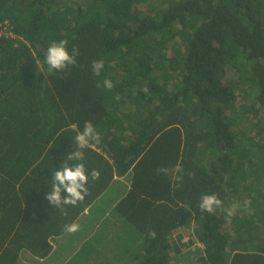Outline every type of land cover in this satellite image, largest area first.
I'll use <instances>...</instances> for the list:
<instances>
[{
	"label": "trees",
	"instance_id": "obj_1",
	"mask_svg": "<svg viewBox=\"0 0 264 264\" xmlns=\"http://www.w3.org/2000/svg\"><path fill=\"white\" fill-rule=\"evenodd\" d=\"M0 25L14 36H0V227L28 221L9 205L14 142L31 147L20 180L35 166L47 181L76 148L71 126L91 121L102 139L83 163L98 193L114 175L130 181L115 211L143 238L139 264H172V234L192 222L204 247L193 264H264V0H0ZM60 40L77 65L37 76ZM177 164L182 180L158 172ZM204 194L221 208L201 212ZM246 200L251 215L227 217ZM38 232L20 250L44 259L64 227Z\"/></svg>",
	"mask_w": 264,
	"mask_h": 264
},
{
	"label": "crops",
	"instance_id": "obj_2",
	"mask_svg": "<svg viewBox=\"0 0 264 264\" xmlns=\"http://www.w3.org/2000/svg\"><path fill=\"white\" fill-rule=\"evenodd\" d=\"M28 147L25 138L17 139L13 144L11 162H4V164H10L15 174L12 178L14 191L11 194V201L9 202L12 214L18 215L19 204H21L23 210L22 218L26 217L28 221L24 226L22 225L24 228L21 231L16 226L17 228L13 229L11 234H8V230L10 229L0 227V264H15L16 257L18 258L16 264H71L75 260V257L78 256L80 249L82 251L85 245L95 239V234L99 231L100 227L107 226L114 221H109V218L110 216L118 215L115 208L130 191V181L127 176L118 178L114 175L111 184L105 190L98 193L97 189L99 186H94V181L90 179L91 182L88 184L89 194L85 200L78 203L75 207L65 206V211L61 212L60 209L53 208L50 202L45 199V195L50 192L51 184V178L44 181L47 177L45 171L42 176L40 174L36 175L33 169L35 166H32L33 168H29L28 166L29 170L27 174H24L20 180V169L24 168L27 164L25 155H29L31 149V147L29 149ZM95 151L101 153V150H97L96 147ZM104 157L108 159L106 155ZM2 210L3 206H0V217H2ZM119 217L121 216L119 215ZM121 219L122 221H119L121 224L129 226L126 227L127 234L129 233L130 237L132 235L135 236L137 232L135 228L122 217ZM73 222L79 225V231L74 234L64 232L60 236L51 237L49 242L52 245V251L46 258L40 259L26 249L20 250L21 245H27L29 240L33 241L36 239V230L37 232L38 230L56 231L60 227H65V225L72 224ZM119 222L116 221L114 227H123ZM137 239V246L143 249V238L139 233ZM112 240L116 244H119L120 248L131 247L130 241L124 235L116 236ZM62 242H67L68 249L66 247L63 248ZM111 245L109 243V247ZM87 262L90 263L88 260ZM121 262L123 260L119 262L114 261L113 264H120ZM131 264H139L136 255Z\"/></svg>",
	"mask_w": 264,
	"mask_h": 264
},
{
	"label": "clouds",
	"instance_id": "obj_3",
	"mask_svg": "<svg viewBox=\"0 0 264 264\" xmlns=\"http://www.w3.org/2000/svg\"><path fill=\"white\" fill-rule=\"evenodd\" d=\"M67 40L52 41L45 54L44 60L41 64L39 60L36 61L38 72L37 76L43 74L45 77L57 71H64L69 66H76L79 56L78 47H73L69 52L67 47ZM104 69V62L97 60L92 62V72L94 75H100ZM104 87L108 90L114 88L113 81L106 78L104 80ZM147 91V89H143ZM75 135L76 148L74 151L66 154V159L60 167L51 174L50 192L45 195V199L50 202L51 206L60 209L61 212L65 211V206H77L85 200L89 194L88 184L91 181H96L100 178V172L97 169H92L89 173L83 161L85 160L84 150L98 145L101 142V136L96 132V129L91 121H86L83 130H79L76 125L71 126ZM75 162V163H69ZM183 168L177 164L174 168H160L158 172L169 175L173 179L182 180L180 175L183 173ZM199 208L201 212L209 214L215 213L216 209L221 208L222 201L215 194H204L200 198ZM238 210H244L249 215L253 213L251 201L246 200L243 204L234 203L230 208L226 209L227 217L234 216ZM79 231V225L75 222L65 225L64 232L74 234ZM149 235L152 238L156 237V233L151 231Z\"/></svg>",
	"mask_w": 264,
	"mask_h": 264
},
{
	"label": "rangeland",
	"instance_id": "obj_4",
	"mask_svg": "<svg viewBox=\"0 0 264 264\" xmlns=\"http://www.w3.org/2000/svg\"><path fill=\"white\" fill-rule=\"evenodd\" d=\"M231 80H234L233 74L228 75ZM244 99L239 97L236 102L235 109L238 111V115H240L242 108L245 107L246 101L248 105L251 104V100ZM247 125L243 118H240L239 121V130H245ZM114 220L111 224L107 226L100 227L99 231L95 234V239L90 241L84 248L80 249L79 254L75 257V260L71 264H113L114 261H122L120 264H131L135 259V255L142 250L140 249L136 242L138 243V232H136L135 236H129V233L126 232V224H121V217L118 215L110 216L109 221ZM116 221H120L119 223L123 227H114ZM110 223V222H108ZM107 223V224H108ZM106 225V224H105ZM133 229V228H132ZM196 229L194 225L188 224L185 227L181 228L177 232L172 234L171 241L175 247V258L172 261V264H193L195 259L202 253L204 247L201 245L195 237ZM124 235L128 241L131 243V247L120 248L119 244H116L112 239L116 236L119 237ZM113 237V238H112ZM105 241V243H103ZM109 243L112 245L109 247ZM63 248L68 249L67 242H62ZM72 248V247H71ZM110 253V255H108ZM129 255H134L132 258ZM90 263H86V261Z\"/></svg>",
	"mask_w": 264,
	"mask_h": 264
},
{
	"label": "built area",
	"instance_id": "obj_5",
	"mask_svg": "<svg viewBox=\"0 0 264 264\" xmlns=\"http://www.w3.org/2000/svg\"><path fill=\"white\" fill-rule=\"evenodd\" d=\"M6 35L7 37H14L11 32L8 31L6 26L0 25V36Z\"/></svg>",
	"mask_w": 264,
	"mask_h": 264
}]
</instances>
